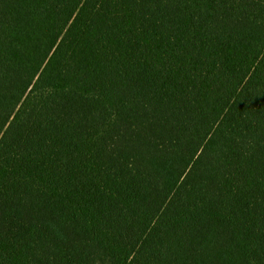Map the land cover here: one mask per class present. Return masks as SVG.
Masks as SVG:
<instances>
[{
  "label": "trees",
  "instance_id": "trees-1",
  "mask_svg": "<svg viewBox=\"0 0 264 264\" xmlns=\"http://www.w3.org/2000/svg\"><path fill=\"white\" fill-rule=\"evenodd\" d=\"M0 264H264V0H0Z\"/></svg>",
  "mask_w": 264,
  "mask_h": 264
}]
</instances>
